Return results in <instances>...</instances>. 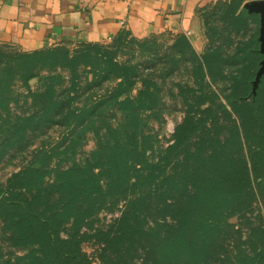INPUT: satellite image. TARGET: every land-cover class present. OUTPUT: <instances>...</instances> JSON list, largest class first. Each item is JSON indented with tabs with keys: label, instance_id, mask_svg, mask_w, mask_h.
Listing matches in <instances>:
<instances>
[{
	"label": "rangeland",
	"instance_id": "rangeland-1",
	"mask_svg": "<svg viewBox=\"0 0 264 264\" xmlns=\"http://www.w3.org/2000/svg\"><path fill=\"white\" fill-rule=\"evenodd\" d=\"M261 2L217 0L193 28L143 39L0 45V264H48L2 204L33 170L42 185L24 199L61 237L110 233L81 241L90 264L253 262L264 168L240 191L253 150L241 117L228 107L182 138L205 116L203 94L223 100L244 64L260 54V66Z\"/></svg>",
	"mask_w": 264,
	"mask_h": 264
},
{
	"label": "crops",
	"instance_id": "crops-1",
	"mask_svg": "<svg viewBox=\"0 0 264 264\" xmlns=\"http://www.w3.org/2000/svg\"><path fill=\"white\" fill-rule=\"evenodd\" d=\"M217 0H0V44L31 51L59 42L108 43L193 28Z\"/></svg>",
	"mask_w": 264,
	"mask_h": 264
},
{
	"label": "trees",
	"instance_id": "trees-1",
	"mask_svg": "<svg viewBox=\"0 0 264 264\" xmlns=\"http://www.w3.org/2000/svg\"><path fill=\"white\" fill-rule=\"evenodd\" d=\"M155 36L157 35L148 37ZM129 39L136 40L139 38L119 37L111 42ZM86 44L92 47L101 43L86 42ZM253 53L258 54V51L254 50ZM260 59L261 56L258 54L254 59L255 61L251 60L242 66L240 78L230 87L223 100H220L214 93L203 94V100H206L205 103H207L204 109L205 116L196 122L190 132L185 133L184 138H182V141H188L208 120L214 124L218 122L222 114L229 115L228 107L236 112L242 119L240 124L242 132L250 135L253 144V150L250 154V166L240 169L237 174L240 191L247 188L252 177L260 178L258 172L261 168H264V72L259 77L254 96L251 95L252 83L260 68ZM176 133H179L178 130ZM178 140H181V138L177 137ZM42 180L43 175L37 170H33L20 189L16 191L15 196L9 194L2 200L4 206L14 207L18 210V215L21 217L17 227L18 239L24 242L41 244L43 248L40 257L46 260L48 264H90L88 259L81 253V241L84 238H94L99 242H108L110 233L98 229L91 234L80 237L73 231L67 237H61L56 228L54 215L34 210L31 207V202L24 199V193L39 189ZM56 180L62 182L63 177L57 175ZM252 260L251 264H264V242Z\"/></svg>",
	"mask_w": 264,
	"mask_h": 264
},
{
	"label": "water",
	"instance_id": "water-1",
	"mask_svg": "<svg viewBox=\"0 0 264 264\" xmlns=\"http://www.w3.org/2000/svg\"><path fill=\"white\" fill-rule=\"evenodd\" d=\"M256 7L262 12L261 49L263 53V60L260 63V68L256 74L255 80L253 81V83L257 85L260 75L264 72V2L256 4ZM256 87L257 86H253L251 92L255 91Z\"/></svg>",
	"mask_w": 264,
	"mask_h": 264
}]
</instances>
